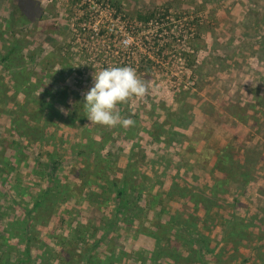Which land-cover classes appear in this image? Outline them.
<instances>
[{"label": "rangeland", "instance_id": "obj_1", "mask_svg": "<svg viewBox=\"0 0 264 264\" xmlns=\"http://www.w3.org/2000/svg\"><path fill=\"white\" fill-rule=\"evenodd\" d=\"M35 1L38 3L40 16L52 19L58 28L40 31L34 24L27 25L25 29L22 25L18 27V30L23 31L18 32V37L23 36L27 40L28 49L24 50L23 54L28 58L29 70L33 73L32 84L43 80L33 90V96L45 102V107L53 105L59 110L63 107L59 100L83 96L93 86V73L108 66L133 67L150 88L146 97L133 98L127 104L120 105L123 107L122 117L133 119L135 126H102L100 129L93 126V129H99L96 131L105 132L110 139L109 148L114 152L112 162L117 163L115 168L118 174H124L123 167L130 165L128 169L136 172L139 186L144 192L139 200L136 197L135 203L119 218V224H116L106 237H101L99 231L95 234L94 230L90 229L94 238L89 243L92 244L94 240L101 242L97 248L99 256L105 258L116 252V255L121 254L119 264H203V258L201 260L199 253L194 250L199 248L198 241L204 239L203 235L209 247L205 258L207 264H215L216 261L222 264H237L244 258L248 259L246 264H252L254 255H260L264 251V159H260L264 155V141L261 135L248 128L250 125L241 124L236 119L238 115L234 119L229 116L234 111V103L240 101L241 97L252 103L255 96H258L262 99L259 106L264 107V55L256 45L259 36L255 22L252 24L242 18L246 13L254 17L255 13L262 12L264 0H115L121 2L132 14L148 6L172 5L174 11L169 24L172 32L167 43L172 44V50L175 51L170 50L167 53L165 63L157 61L150 51L147 52L154 47L157 31L155 27L138 25L137 29L129 32L126 22L112 18L97 5H91L89 10L93 14L80 26V16H75V13L76 8L82 5L75 4L73 0ZM4 7L0 1L2 16ZM197 8L202 10L201 13L196 12ZM175 11L181 12L180 17L186 16L177 20ZM197 14L199 17L202 14L203 19L207 15L209 17L200 32H194L198 39L188 33L183 35L180 30H184L186 26L191 28L190 23ZM260 24L264 28V23ZM181 35L185 36L184 40ZM46 36H49L51 41H48ZM192 37L195 39L189 41ZM65 45L69 48L64 55L60 48ZM213 50H221L220 55L224 60H218ZM212 62H217L219 66L215 67ZM92 64L94 69H91ZM81 67L82 73H79ZM199 82L201 88L196 86ZM190 91L194 92L195 98L187 100L185 93ZM238 93L240 98L236 96ZM254 102L252 105L258 102V98H255ZM0 109H4L0 111V137H3L7 134V125L11 118L7 115L4 105ZM261 110L264 111V108ZM50 115L53 120H57L56 115ZM177 115L182 120L187 118L190 130L189 133L186 131L187 136L179 143L164 129L160 130L158 125L168 121L166 118L169 116L175 118ZM260 120L264 122L263 115ZM51 126L53 125H50V128ZM77 126L66 125L64 131L54 127L48 131L47 136H53L56 142L60 139L65 141V144L59 147L52 146L53 152L59 157L73 159L72 146L79 141L83 131ZM145 129L153 131V136L144 134ZM196 130L202 131L199 137L195 134ZM200 139L209 147L205 151L206 160L212 161L221 148L234 142V190L223 194L219 199L221 211L219 210L217 216L218 226L215 230L212 229L210 235H206L208 228H204V223L207 225L208 222L198 218L193 219V223L186 228L192 232L189 235V232L183 229L187 217L184 215L189 208L177 196L178 188H189L198 192L201 189L212 190L215 186L209 172L210 167L199 162ZM16 144L19 145L13 141L9 145H0V165L13 168L14 164L16 165L15 173L13 172V176H7L5 184H2L0 179V207L5 209L4 212L0 210V236L6 234V231H15L19 236L12 238L7 247L2 245L0 237V257L8 255L11 262L17 261L18 258L25 257L24 252L29 250L33 255L32 262L28 264H40V253L45 254L44 257L50 256V259L42 264H56L52 258H55V251L58 250V246L54 244H58V237L60 244L64 240L63 236H67L68 240L72 238L68 228L72 225L75 228L83 220V212L88 213L89 209L96 205H78L76 198L72 199L70 205H64L67 213L63 214L62 218L65 223L59 221V213H55L48 230L43 231L42 228L38 233H32V241L23 242L20 235H23L21 226L24 225L16 222L25 220V208L33 206L37 200L34 197L35 192L39 191L40 185L46 184L44 178L47 175L43 173V166H38V163L31 160L30 154L26 157L18 156ZM33 147H28L27 152L34 150L38 156H42V162H47L46 151L42 150L41 146ZM254 147L256 148L253 149ZM22 148L20 146V149ZM250 151L257 154V160L260 159L254 161V165L253 162L246 165L248 162L244 154ZM25 159L34 173L31 171L30 174V171L23 167L22 161ZM238 165L246 166L238 170ZM70 170L71 168L59 171L61 182L66 183L64 178L72 173ZM245 173H249V178L246 179ZM97 185L102 189L95 186L92 190L97 192L96 200L100 194L102 202L107 203L105 214L110 221L115 215V188H112L110 181L108 184ZM157 192L165 194L161 203L155 205L153 195ZM208 207V204L203 205V210ZM223 219L230 222L239 220L250 226L245 232L246 236L244 234V241L240 236L234 237V243L235 240L242 242L239 245L235 243L238 251L234 250V244L222 239L226 231L222 225ZM242 223L237 224L239 231H243L245 227ZM110 227L106 226L107 231ZM101 228V225L97 226V230ZM8 234L10 233L6 235ZM150 234L157 238L159 235L160 242L148 244L149 241L144 235ZM17 238L19 242L15 243ZM70 247L75 249L77 246L74 243ZM88 247L85 246V249ZM114 248L118 249L113 251ZM5 250L9 253L2 255ZM160 250L163 253L157 256ZM44 251L46 253H43ZM258 262L257 264H264V260Z\"/></svg>", "mask_w": 264, "mask_h": 264}, {"label": "trees", "instance_id": "obj_2", "mask_svg": "<svg viewBox=\"0 0 264 264\" xmlns=\"http://www.w3.org/2000/svg\"><path fill=\"white\" fill-rule=\"evenodd\" d=\"M0 1L5 5L3 8V16L0 15V107L4 105L6 107L5 111L7 112V115L11 118V122L7 125V134L0 137V145L5 143L9 145V143L16 141L19 144H16L15 146L18 148H16L18 151L17 155H25L26 157L30 154L31 160L38 163V166H43V168H45V172L43 173L47 175V177L44 178L47 181L46 184L40 185L38 187L39 191L35 192L36 196L34 197L37 200H35L33 206L31 208H25V220L22 223L16 222L19 225H24L21 226V234L23 233V235H20V237L23 239V242L29 243L32 241L34 239L32 233H38L42 228H44L43 231L50 228L55 213H59V221L65 223L62 218L63 214L67 213L65 212L64 205H70L72 199L76 198L75 202H77L78 205L81 203L87 205L92 203L96 206L90 208L88 213L83 212V220H81L75 228H73V225L68 228L72 238L68 240L67 236H63L64 240H62V243L60 244V237H58V244L54 243L58 246V250L57 252L55 251L56 255L54 256L56 264H119L121 254L116 255V252H112V255L106 256L105 258L99 256L97 248L98 244L101 242L94 240L92 244L91 242L89 243V241L94 238V234L90 233V229H93L95 234L99 231L101 237H106L109 231L117 226L116 224H119V218L122 215H125L127 209L135 203L136 197L139 200L144 193L143 188L139 186L136 177L137 174L135 171L129 170L130 165L123 167V170L125 168L124 174H118L115 168L117 167V163L112 162V154L114 152L109 148L110 146L108 143L110 139L107 138L105 132L102 133L101 131H96L102 127L101 125H92L90 124V121H88L83 109V96H76L71 100L68 97L59 100L64 109L68 110L69 115H64L53 105L45 107V102L40 101L33 96V90L36 89L43 80H40L37 84H32L34 79L33 73L29 70L27 63L28 58L23 54L24 50L28 49V45L26 44L27 40L23 36L18 37V32H23L22 30H18V27L19 25H22L25 29L27 25L34 24L35 28L40 31H49V29L57 30L58 28L52 19H46L44 16H40L38 3L35 0ZM73 2L82 5L76 8L75 13V16H80V26L82 25L81 23H86L93 14V12L89 10L91 5H97L113 15L115 19H118L123 23L126 22L127 31L129 32L133 31V29H137L138 25L157 28L154 37V47L147 50V52L150 51L152 53V57L157 59V61L165 63L167 53L170 50L175 51L172 50V44L167 43L172 32V27H169V24L171 23L170 19L174 11V8L170 4L148 6L142 9V11L132 14L127 11L121 2L115 0H73ZM195 10L200 13L202 11L199 8ZM263 10L264 8L262 9V12L259 11V14L255 13L254 17H252V14H249L244 20L252 24L255 22V29L259 36V42L256 45L258 49H261L264 55V28H262V24H260L264 23ZM78 11L80 14H78ZM180 13L181 12L179 11L174 15L177 20H181L186 16L184 15L183 17H180ZM200 15L201 17L197 14L196 18H194L191 23L189 22L191 28L186 26L184 30H180V32H182L183 35L188 33V35H194L195 37L194 32L199 33L201 28L207 23L206 19L209 20L208 15L205 19L202 18V14ZM103 33L104 32H101V34ZM183 35H181L182 40H184L183 37H185ZM194 37L189 38V41H193V39L196 38ZM46 39L51 41L49 36H46ZM196 39H198V37ZM162 42H164V45H162ZM67 48L69 47L65 45L60 48V51L65 55L68 52ZM231 51L233 52L234 49ZM213 53L218 60L223 59L220 55V53L222 54L221 50H213ZM145 57L143 59H145ZM212 63L215 67L219 66L217 62ZM83 68L81 67L78 70L79 73H82L81 71ZM91 69H94L93 64ZM198 74L201 76L200 73ZM196 86L197 88H201V82L197 83ZM185 95L187 100L195 98V94L192 91L185 93ZM255 98H258V102H256L255 105H252V103H255ZM255 98L252 103L245 99L234 103V111L233 113L231 112L229 117L234 119V117L238 115L236 119L243 125H251L250 129H253L256 134L261 135V139L264 141V122L260 120V116H264V111L261 110L264 107L259 106L262 99L258 96H255ZM258 107H261V109ZM119 108L122 114L123 107L119 105ZM1 110L4 109H0V111ZM50 114L56 115L57 120H53ZM173 118L169 116L166 118L168 121L165 120L163 121V124L158 123V125H160V130L164 129V131L169 133L172 138H175V142L179 143V141H182V138L187 136L186 133L190 131L188 130L189 123L187 118L182 120L179 119L178 115L174 119ZM186 121L187 123H185ZM50 125L53 126L50 128ZM66 125H78L83 129L79 141L72 146L73 159L71 158V160L59 157L57 153L53 152L54 150L52 146L56 147L57 145L59 147L60 145L65 144V141L60 139L56 142L53 136H47L50 129H54L55 127L56 130L64 131L63 129H65ZM93 126H97L99 129H93ZM184 126L186 129H182ZM154 127H156L155 124ZM150 131L151 130L145 129L144 134L152 137L153 131ZM201 132L202 131L200 130H196L195 134L199 137ZM199 141H201L199 146V162L204 166L210 167L209 172L212 179L215 181V186L212 190L201 189L198 192H193L189 188H178L179 192L177 196L180 197V200L184 202L183 204L187 205L189 208L184 215L187 217L183 229L191 235L192 232L188 231L186 228L189 227L190 223H193V219L196 220L200 218V221L203 220L204 222H208L207 225L204 223V228H206V230L208 228V233L206 235H210V231L218 226L217 216H219L218 213L221 211L219 199L223 194H229L234 190V142H230L221 148V151L216 153L215 159L212 161V159L206 160L207 157L205 151L209 148L208 144L202 142L201 139ZM20 146L23 148L20 149ZM31 146H34L33 148L41 146L40 148H43L42 150L46 151V159H48V161L42 162L40 160V157L42 158V156H38L34 150L27 152L26 149ZM255 148L256 147L253 149ZM204 155L205 158L203 157ZM244 155L246 162H248L246 165L251 164L252 162L254 165V161H257V154H254L252 151L246 152ZM73 161H76L77 163L74 164ZM22 165L25 169L30 171V174L31 171L33 172V170H31V165L28 161L26 162V159L22 161ZM246 165H238L237 169L239 170ZM14 167L15 168L4 164L0 165V179L2 184H5L8 175L13 176V172L15 173L16 171L15 164ZM68 168H71L70 172L72 173L64 178L66 183H63L58 177L59 171ZM245 177L246 179L249 178V173H245ZM109 181L112 188H115L114 192L117 196L115 215L112 217V220H110L111 222L108 221L109 218H107L105 214L107 212V203H104V201L102 202V199L99 198L100 194L97 196L98 199L96 200L97 192L92 190V188L96 187L102 189V187L97 184H108ZM38 189L36 187L35 191ZM164 194V192H162V194L157 192L153 195L155 205L161 203ZM207 204L209 207L206 210H203V205ZM163 212L164 210H162V213ZM238 223L242 222L239 220L236 222H230L227 219H223L222 224L226 229L225 237L222 239L234 244V247L236 244L239 245L242 243L240 240H235V244L234 237L240 236L241 240L244 241L246 238L244 237V234L248 227H250L248 224L246 225L242 223L245 227L243 231H239ZM99 225L102 227L101 230H97V226ZM194 225L198 228L196 224ZM106 226H111L108 231ZM6 232L10 234L4 235L1 243L3 246L7 247L10 240L15 236H19V234L17 235L15 231ZM144 237L149 241L148 244L160 242L159 235L158 238L151 234L144 235ZM202 237L204 239H201L200 242L198 241L199 248L197 250L193 247L192 248L199 253L201 260L203 258V261L206 263L205 258L209 252V247L207 246L206 237L203 235ZM162 239L163 237L161 240ZM18 242L19 238L15 240V243ZM74 243L77 247L75 249L74 247L69 248V246ZM85 246L89 247L85 249ZM117 249L118 248H114L113 251ZM238 249V247H235L234 250L238 251ZM5 253L6 252L2 255H5ZM162 253L163 252L160 250L157 256ZM26 255L27 260L29 261V250ZM10 259L11 258L8 255L0 257V264H15L12 263ZM21 262L22 261H19L18 264H22ZM246 262L248 263L247 259L244 258V260L238 261L237 264H246ZM215 264H222V262L219 263V261H216Z\"/></svg>", "mask_w": 264, "mask_h": 264}, {"label": "clouds", "instance_id": "obj_3", "mask_svg": "<svg viewBox=\"0 0 264 264\" xmlns=\"http://www.w3.org/2000/svg\"><path fill=\"white\" fill-rule=\"evenodd\" d=\"M149 92V85L133 67L108 66L93 73V86L83 94L85 116L92 125L133 127L135 121L122 117L119 105L127 104L133 98H144ZM59 110L69 115L63 107Z\"/></svg>", "mask_w": 264, "mask_h": 264}, {"label": "crops", "instance_id": "obj_4", "mask_svg": "<svg viewBox=\"0 0 264 264\" xmlns=\"http://www.w3.org/2000/svg\"><path fill=\"white\" fill-rule=\"evenodd\" d=\"M248 16H249V14L246 13V14H244V17H242V18H243V19H246ZM243 19H241V20H243ZM261 22H263V21H261ZM236 96H237V98H240L241 95H240V93H238V94H236ZM236 96H235V97H236ZM238 96H239V97H238ZM240 99H241V100H244L243 97H241ZM236 103H237V102H236ZM237 122H238V121H237ZM250 127H251V125L248 126V128H250ZM260 159H261V160L264 159V155H263L262 158H260ZM260 159H258V160H260ZM258 160H257V161H258ZM252 185H254V184H252ZM252 187H255V186H252ZM261 190H262V189H261ZM94 207H95V206H93L92 208H94ZM0 210H2L3 212L5 211V209H4L3 207H2V208L0 207ZM21 223H22V222H21ZM4 235H6V234H4ZM4 235H3V236H4ZM3 236H0L1 239H3ZM0 241H1V240H0ZM27 251H28V250H26V252H24V256H25V257H23V258H18L17 261H16V260H15V261L12 260V263L18 264L19 261H22V262H21L22 264H28V263L32 262V255H33V254H31V251H29V256H28V257L30 258V260L28 261V260H27V255H26V254H27ZM5 252H6V253H9V252H7L6 250H5ZM43 253H46V252L44 251ZM55 255H56V254H55ZM44 256H45V254H41V253H40V256H38L39 261H40V262H39L40 264H42L43 261L45 262L46 260L50 259V256H49V257H44ZM52 259H54V261H56L55 258H52ZM247 260H248V259H247ZM257 260H258L259 262H258ZM260 260H264V251H263V253L260 254V255H254V257L252 258L251 261H252V264H257V262L260 263Z\"/></svg>", "mask_w": 264, "mask_h": 264}, {"label": "built area", "instance_id": "obj_5", "mask_svg": "<svg viewBox=\"0 0 264 264\" xmlns=\"http://www.w3.org/2000/svg\"><path fill=\"white\" fill-rule=\"evenodd\" d=\"M103 10H104V9H103ZM105 11H106V10H105ZM106 12H107V11H106ZM108 14H109V13H108ZM110 15H111V14H110ZM111 17L114 18L113 15H111ZM114 19H115V18H114ZM117 20H118V19H117Z\"/></svg>", "mask_w": 264, "mask_h": 264}]
</instances>
